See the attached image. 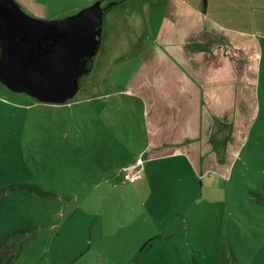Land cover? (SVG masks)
Returning <instances> with one entry per match:
<instances>
[{
  "label": "rangeland",
  "instance_id": "1",
  "mask_svg": "<svg viewBox=\"0 0 264 264\" xmlns=\"http://www.w3.org/2000/svg\"><path fill=\"white\" fill-rule=\"evenodd\" d=\"M104 4L73 98L0 81V263L264 264V0Z\"/></svg>",
  "mask_w": 264,
  "mask_h": 264
},
{
  "label": "water",
  "instance_id": "2",
  "mask_svg": "<svg viewBox=\"0 0 264 264\" xmlns=\"http://www.w3.org/2000/svg\"><path fill=\"white\" fill-rule=\"evenodd\" d=\"M104 14L102 0L54 19L29 14L17 0H0V81L43 102H67L92 70Z\"/></svg>",
  "mask_w": 264,
  "mask_h": 264
},
{
  "label": "crops",
  "instance_id": "3",
  "mask_svg": "<svg viewBox=\"0 0 264 264\" xmlns=\"http://www.w3.org/2000/svg\"><path fill=\"white\" fill-rule=\"evenodd\" d=\"M17 1H19L20 2V4L22 3V2H24L23 0H17ZM27 1H29V0H27ZM34 1H36V6H41L43 9H39V10H36V11H38V12H43L45 15L44 16H46V10H47V1H49V0H34ZM104 2H105V0H102V4L103 5H105L106 7H107V5L108 4H110V3H108V4H104ZM114 4V3H113ZM113 7V6H112ZM111 7V5L108 7V8H112ZM32 8L33 9H35V7L34 6H32Z\"/></svg>",
  "mask_w": 264,
  "mask_h": 264
},
{
  "label": "trees",
  "instance_id": "4",
  "mask_svg": "<svg viewBox=\"0 0 264 264\" xmlns=\"http://www.w3.org/2000/svg\"><path fill=\"white\" fill-rule=\"evenodd\" d=\"M203 3H204V7L207 8V4H208V0H203ZM111 5V4H110ZM109 5V6H110ZM1 264V263H0Z\"/></svg>",
  "mask_w": 264,
  "mask_h": 264
},
{
  "label": "flooded vegetation",
  "instance_id": "5",
  "mask_svg": "<svg viewBox=\"0 0 264 264\" xmlns=\"http://www.w3.org/2000/svg\"><path fill=\"white\" fill-rule=\"evenodd\" d=\"M103 7H104V9H105V10L107 9V7H106V6H104V5H103ZM103 31H104V30H103ZM102 40H103V33H102Z\"/></svg>",
  "mask_w": 264,
  "mask_h": 264
}]
</instances>
